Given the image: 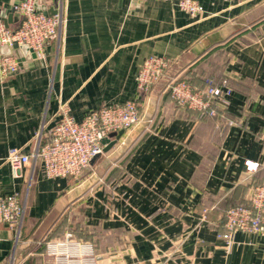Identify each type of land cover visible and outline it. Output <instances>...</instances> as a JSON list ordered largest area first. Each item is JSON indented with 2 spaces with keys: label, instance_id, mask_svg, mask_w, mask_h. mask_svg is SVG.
I'll return each mask as SVG.
<instances>
[{
  "label": "crops",
  "instance_id": "crops-1",
  "mask_svg": "<svg viewBox=\"0 0 264 264\" xmlns=\"http://www.w3.org/2000/svg\"><path fill=\"white\" fill-rule=\"evenodd\" d=\"M22 1L0 0L10 28ZM37 1L53 13L59 0ZM179 1L64 0L66 24L45 61L2 50L20 70L0 80V195L19 193L27 214L20 235L0 224V264H264L263 237H218L225 212L264 184V0H197V18ZM150 56L172 64L147 93L137 75ZM220 78L233 90L220 122L169 95L174 80L202 88ZM128 101L141 121L109 136L116 144L89 174L49 179L38 164L14 176L10 150L35 152L40 134L51 141L61 105L81 122Z\"/></svg>",
  "mask_w": 264,
  "mask_h": 264
},
{
  "label": "built area",
  "instance_id": "built-area-1",
  "mask_svg": "<svg viewBox=\"0 0 264 264\" xmlns=\"http://www.w3.org/2000/svg\"><path fill=\"white\" fill-rule=\"evenodd\" d=\"M168 1V0H164ZM251 1V0H227ZM37 0H23L14 6L13 11L19 16L17 26L10 28L0 19V80L7 79L20 70V61L15 56L2 54L4 48L13 49L14 45L28 46L36 58L45 61V47L54 37H60L66 24L64 0H59L52 15L39 12ZM180 10L192 17L205 13L204 7L197 0H180ZM171 60L165 56H150L142 64L137 75L140 90L150 92L166 75L171 67ZM169 95L179 109L196 111L201 117L219 115V106L228 103L232 89L225 82L215 87L207 83L203 88H196L186 80H174L170 83ZM61 120L52 133V140L43 142L39 135V144L35 152L24 154L21 150H10L6 161L10 164L14 176L21 177L22 169L27 165L43 167L49 179L78 177L91 167L94 158L102 155L107 140L112 133L127 131L141 121L139 105L128 101L118 106L103 107L78 122L71 115L66 104L59 109ZM229 122V125H233ZM247 172L256 173L260 164L247 161ZM27 214V202L21 200L19 193L0 195V224H7L22 230ZM224 232L218 235L229 244L239 232L254 234L264 238V184L253 187L249 202L229 208L223 221ZM18 235V237H19ZM73 235L68 233L66 243L73 242ZM92 248V246H91Z\"/></svg>",
  "mask_w": 264,
  "mask_h": 264
},
{
  "label": "water",
  "instance_id": "water-1",
  "mask_svg": "<svg viewBox=\"0 0 264 264\" xmlns=\"http://www.w3.org/2000/svg\"><path fill=\"white\" fill-rule=\"evenodd\" d=\"M36 8H37V10L39 12H43V13L48 14V15H52V14L55 13V12L49 13L48 10H47V8L44 7V6H42V5H40L38 1L36 3ZM16 16H17V19H19V16L18 15H16ZM13 49L14 50H21L25 55L32 54V57L33 58L36 57L35 54L33 53V51L28 48V46H18L17 44H15L14 47H13ZM123 133H124L123 131L119 132V134L117 136V140L123 135ZM115 144H116V141L112 142L111 144H108L107 147H106V149H105V151H107L108 149H110ZM90 172H91V170L90 169H87L82 175L89 174Z\"/></svg>",
  "mask_w": 264,
  "mask_h": 264
},
{
  "label": "trees",
  "instance_id": "trees-1",
  "mask_svg": "<svg viewBox=\"0 0 264 264\" xmlns=\"http://www.w3.org/2000/svg\"><path fill=\"white\" fill-rule=\"evenodd\" d=\"M189 82V81H188ZM225 82H227V80L225 79V78H220V79H218V80H214V79H208L207 80V82H206V84H205V86L207 85V83H210L211 85H213V86H215V87H219V86H223L224 85V83ZM203 88V87H202ZM221 105H223V104H221ZM220 105V106H221ZM219 106V107H220ZM182 110V109H181ZM182 111H188L187 109H183ZM206 119H211V120H214V121H219V118H220V113H219V115L218 116H216V117H212V116H210V115H206V116H204ZM220 120H224V118H220ZM220 122V121H219ZM227 123V122H226Z\"/></svg>",
  "mask_w": 264,
  "mask_h": 264
}]
</instances>
